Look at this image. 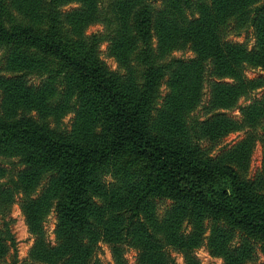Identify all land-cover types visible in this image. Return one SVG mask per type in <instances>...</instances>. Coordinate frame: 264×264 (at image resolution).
<instances>
[{"label": "trees", "instance_id": "1", "mask_svg": "<svg viewBox=\"0 0 264 264\" xmlns=\"http://www.w3.org/2000/svg\"><path fill=\"white\" fill-rule=\"evenodd\" d=\"M161 4L0 0V159L24 168L4 187L0 166V214L23 194L36 239L29 264H104L102 243L115 264L127 263L128 248L136 264H177L172 251L201 264L203 246L224 264L255 262L257 246L264 256V76H246L264 71V0ZM98 22L104 31L87 34ZM250 29L251 50L228 40ZM104 43L117 70L101 58ZM187 47L193 58L173 56ZM236 109L240 119L227 114ZM236 132L242 141L216 156L202 145ZM258 142L262 170L250 179ZM163 201L172 206L160 215ZM52 212L56 245L44 231ZM10 248L16 239L3 221L0 264H18L17 255L5 261Z\"/></svg>", "mask_w": 264, "mask_h": 264}, {"label": "rangeland", "instance_id": "2", "mask_svg": "<svg viewBox=\"0 0 264 264\" xmlns=\"http://www.w3.org/2000/svg\"><path fill=\"white\" fill-rule=\"evenodd\" d=\"M157 7V10L162 9V0H151ZM76 4H71L65 6L64 10L68 11L71 9L76 8ZM105 26L104 23L98 22L93 25H91L86 33L92 34L97 32L104 31ZM228 40L234 42V43H240L245 44L250 50L254 48L255 45V37L253 29H250L248 32L243 33L241 36H230ZM109 44L104 43L100 49V55L101 58L107 63V65L112 70L118 69V64L116 60L109 55ZM173 56H175L177 59H183V60H189L194 57V54L190 50L189 47L183 49L180 48L179 50H176L173 53ZM246 76L249 79H254L258 77L264 76V71L260 69H248L246 71ZM41 79L37 77H31L28 79V83L33 86H39L41 83ZM168 89L166 85L162 88L163 95H166ZM205 96H204V103H207L210 98V87L208 84H205ZM262 96V92L259 91L254 95L255 98H260ZM251 101H240L241 106H246ZM203 103V104H204ZM202 118H205L204 111L200 108L197 113ZM227 114L235 119H240V112L239 110L229 111ZM34 115V114H33ZM74 119V114H68L64 119V127L68 130L71 129L72 123ZM245 137V132H236L232 133L226 138H224L222 141L218 143H211V142H204L202 143L203 147L205 149H208V151L212 155H218L221 152H223L226 149H230L234 145L238 144L242 141V139ZM14 163H11L7 159H0V166L5 168V170L8 172L9 177L5 180L1 181L4 187H13L12 180L17 179L18 173L23 170L24 168L19 166L17 164V161H13ZM262 162H263V147L261 142H258L256 144V147L254 149V152L251 157V162L248 168V178L255 179L258 174H260L262 170ZM45 184V182H44ZM44 186V185H43ZM43 191V187H40L38 191L36 192L34 197H38L39 194H41ZM22 201H23V194L17 193L15 195V201L12 204L9 212L6 215L0 214V228H3V221H7L10 224V230L13 233L15 239H16V250L13 248H10V251L6 257V262L12 261L13 257L17 255L18 264H29L30 263V252L32 248L35 245L36 239L33 235L30 234L28 225L26 223V218L22 210ZM172 206V202L170 201H163L159 202L158 208H159V214L163 215L170 207ZM3 216L5 218H3ZM57 227V215L55 212H52L47 220L44 223V231H45V238L48 243H51L52 245H56V236L55 231ZM187 233L190 232V227H187ZM209 235V231L207 232V236ZM240 242V238H237L235 244L238 246ZM16 253V254H15ZM137 255L138 252L134 249L128 248L127 251L124 253V259L126 260V264H136L137 263ZM196 257L200 261L201 264H224L223 259L213 257L210 252L208 251L206 246H203L202 248L196 250L195 252ZM98 258L99 260L104 264H115V260L112 253V248L105 243L101 244V248L98 251ZM172 256L177 262V264H185V258L182 253L172 251ZM248 264H264V256L261 253V251L258 249V246L256 247V261L250 262Z\"/></svg>", "mask_w": 264, "mask_h": 264}]
</instances>
